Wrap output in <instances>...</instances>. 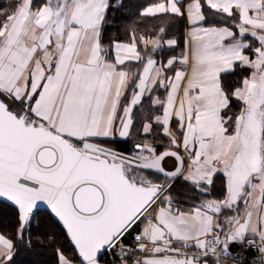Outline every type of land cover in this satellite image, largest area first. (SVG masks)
Instances as JSON below:
<instances>
[{
    "label": "snow or ice",
    "instance_id": "1",
    "mask_svg": "<svg viewBox=\"0 0 264 264\" xmlns=\"http://www.w3.org/2000/svg\"><path fill=\"white\" fill-rule=\"evenodd\" d=\"M22 254L264 264V0H4L0 264Z\"/></svg>",
    "mask_w": 264,
    "mask_h": 264
},
{
    "label": "trees",
    "instance_id": "2",
    "mask_svg": "<svg viewBox=\"0 0 264 264\" xmlns=\"http://www.w3.org/2000/svg\"><path fill=\"white\" fill-rule=\"evenodd\" d=\"M4 3V0H0V6H2ZM29 259H31L30 257L27 256V254H22L19 257V264H28Z\"/></svg>",
    "mask_w": 264,
    "mask_h": 264
},
{
    "label": "water",
    "instance_id": "3",
    "mask_svg": "<svg viewBox=\"0 0 264 264\" xmlns=\"http://www.w3.org/2000/svg\"><path fill=\"white\" fill-rule=\"evenodd\" d=\"M41 211H43V209H41Z\"/></svg>",
    "mask_w": 264,
    "mask_h": 264
}]
</instances>
